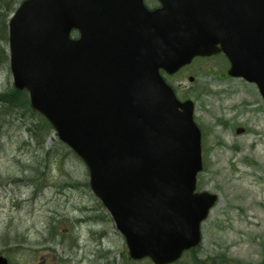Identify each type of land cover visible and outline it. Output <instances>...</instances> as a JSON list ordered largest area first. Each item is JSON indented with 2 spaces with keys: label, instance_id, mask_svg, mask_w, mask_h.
Masks as SVG:
<instances>
[{
  "label": "water",
  "instance_id": "95a60500",
  "mask_svg": "<svg viewBox=\"0 0 264 264\" xmlns=\"http://www.w3.org/2000/svg\"><path fill=\"white\" fill-rule=\"evenodd\" d=\"M159 1L148 10L144 0H26L9 22V44L15 86L29 90L33 108L84 160L131 256L166 264L199 244L216 197L195 193L202 158L194 104L179 101L160 70L223 51L231 75L263 89L247 54L264 41L247 37L251 29L264 37V6Z\"/></svg>",
  "mask_w": 264,
  "mask_h": 264
},
{
  "label": "rangeland",
  "instance_id": "374dc122",
  "mask_svg": "<svg viewBox=\"0 0 264 264\" xmlns=\"http://www.w3.org/2000/svg\"><path fill=\"white\" fill-rule=\"evenodd\" d=\"M194 61L200 64L188 71L195 83L185 72L171 79L193 86V97L199 81L216 78L215 60ZM11 85L9 64L0 63V91ZM255 92L247 89L253 106L247 135L238 139L241 152L213 148L216 137H210L201 186L220 200L203 225L202 260L224 255L220 264H261L264 258V111ZM6 111L0 114V252L11 264H149L130 259L124 237L89 188L85 164L55 131L40 145L31 138L34 118L25 107ZM189 254L179 264H195Z\"/></svg>",
  "mask_w": 264,
  "mask_h": 264
},
{
  "label": "flooded vegetation",
  "instance_id": "af4514ba",
  "mask_svg": "<svg viewBox=\"0 0 264 264\" xmlns=\"http://www.w3.org/2000/svg\"><path fill=\"white\" fill-rule=\"evenodd\" d=\"M255 2L258 3V0ZM262 5L264 2L261 3ZM256 33L258 32L254 31V34ZM262 66L264 67V61ZM227 71L224 69L218 74V81L226 82V84H218L214 86L213 90L206 87H199L198 89L195 119L202 130L203 152L206 157L208 156L211 136L216 137L213 148L229 149L235 153L241 152L242 146L238 144V139L247 135V108L253 106L247 102V89L249 93L252 89L256 91L255 93L258 92L259 95H256H258L262 111H264V96L258 91L256 84L246 82L242 78L231 77ZM235 80H240L247 85L231 84L235 83ZM207 116L212 117V124L206 121L208 120ZM215 129L220 131L221 137Z\"/></svg>",
  "mask_w": 264,
  "mask_h": 264
},
{
  "label": "trees",
  "instance_id": "16d2710c",
  "mask_svg": "<svg viewBox=\"0 0 264 264\" xmlns=\"http://www.w3.org/2000/svg\"><path fill=\"white\" fill-rule=\"evenodd\" d=\"M19 0H0V63L8 62V55L5 47L1 42L7 43L8 40V21L11 13L14 11V6ZM24 108L27 112H34L30 108L29 97L26 90L19 91L15 88L0 91V114L6 112L7 108ZM36 123H30L28 130L33 133L36 141H40L43 145L46 136L53 130L51 124L39 115ZM196 261L198 259H195ZM198 262V261H197ZM205 264V262L198 263Z\"/></svg>",
  "mask_w": 264,
  "mask_h": 264
}]
</instances>
